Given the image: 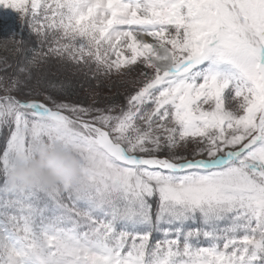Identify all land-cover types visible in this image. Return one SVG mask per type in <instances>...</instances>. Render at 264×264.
I'll return each mask as SVG.
<instances>
[{"label":"snow or ice","instance_id":"1","mask_svg":"<svg viewBox=\"0 0 264 264\" xmlns=\"http://www.w3.org/2000/svg\"><path fill=\"white\" fill-rule=\"evenodd\" d=\"M0 30V264H264V0H0ZM53 60L123 104L57 100ZM57 141L79 182L10 184Z\"/></svg>","mask_w":264,"mask_h":264},{"label":"clouds","instance_id":"2","mask_svg":"<svg viewBox=\"0 0 264 264\" xmlns=\"http://www.w3.org/2000/svg\"><path fill=\"white\" fill-rule=\"evenodd\" d=\"M78 156L60 142L40 144L27 160H16L9 172L13 187L28 189L33 186L68 190L81 180Z\"/></svg>","mask_w":264,"mask_h":264},{"label":"trees","instance_id":"3","mask_svg":"<svg viewBox=\"0 0 264 264\" xmlns=\"http://www.w3.org/2000/svg\"><path fill=\"white\" fill-rule=\"evenodd\" d=\"M3 34H5V33L3 32ZM0 35H2V34H0ZM10 35L11 34H9L6 37V39H8L10 37ZM27 35H29V34L26 32L25 36H27ZM0 38H1V36H0ZM32 39L34 40L35 38L32 37ZM2 46H3V43L0 39V48ZM29 47H32V45L30 44ZM8 50L10 52H7ZM8 50L6 51V49H5V50H3V52L0 53V76H4L5 74L10 75L13 72V68L5 66V64H4L5 60H7L9 65L14 66L17 63V59H18L19 54L14 53V52L12 53V51L10 49H8ZM72 67L75 69H72ZM48 69H49V77L55 82L63 81L64 82V90L62 92H64L66 96H70V98H72L74 100H76L74 97L81 96V92L84 88L93 89V86H94L93 84L95 82V79H92L90 77H85L83 74H81L80 72L77 71V69L74 65L68 66L67 64H61L60 62L53 60L50 63V65H48ZM97 89H99V88H97ZM107 90H109V89H106L103 91H107ZM45 91L53 92V94H55V92H57V91H54L51 89H45ZM107 92H110V91H107ZM116 92H119V90ZM118 95H117V97H118Z\"/></svg>","mask_w":264,"mask_h":264},{"label":"rangeland","instance_id":"4","mask_svg":"<svg viewBox=\"0 0 264 264\" xmlns=\"http://www.w3.org/2000/svg\"><path fill=\"white\" fill-rule=\"evenodd\" d=\"M0 34H2V35H0L1 36L0 39H1L2 43H3V46L0 48V53H1V52H3V50H5V48H4V39H6V37L9 34H3L2 31L0 32ZM7 52H10V51L8 50ZM67 65L68 66H73L70 63L67 64ZM72 69H75V68L72 67ZM93 85H94L93 89L84 88L82 90V92H81V96L74 97L76 100L70 98V96H66L64 92H55V94H53V92H50V91H46V92L48 94L53 95L59 101H64V102H69V103H76V104H82V105H85V106H87L88 104L94 103V102H98V106H105V105H108L110 103H117V104H120V105L123 104V94L126 91H128V88L126 86L122 85L117 77H112L111 80H107V79L104 80L102 85H99V82L97 80H95ZM97 88H99V89H97ZM106 89H109L107 91H110V92L103 91V90H106ZM118 90H119L120 93L116 92ZM93 93H95V96L93 95ZM117 95H118V97H117ZM38 99L43 100V96L38 97ZM7 131L8 130L5 128L3 130V132L0 133V152H2L3 147H5V141H4L3 136L7 134Z\"/></svg>","mask_w":264,"mask_h":264}]
</instances>
